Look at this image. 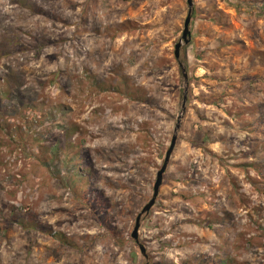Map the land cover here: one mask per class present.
Listing matches in <instances>:
<instances>
[{"label":"rangeland","instance_id":"374dc122","mask_svg":"<svg viewBox=\"0 0 264 264\" xmlns=\"http://www.w3.org/2000/svg\"><path fill=\"white\" fill-rule=\"evenodd\" d=\"M187 15L0 0V264H264V0Z\"/></svg>","mask_w":264,"mask_h":264},{"label":"water","instance_id":"95a60500","mask_svg":"<svg viewBox=\"0 0 264 264\" xmlns=\"http://www.w3.org/2000/svg\"><path fill=\"white\" fill-rule=\"evenodd\" d=\"M187 7H188V15H187V17L185 19V22H184L181 40L179 41V43H177L175 45L174 57H175L176 60H179V58H180V50L182 48V44L184 46H186V45H188L190 43V40H191V33H190V30H189V26H190V23H191V16H192V12H193V0H187ZM179 66L182 69L183 76H184V78L186 80L187 79V75L185 74V70L182 68L181 64ZM183 110H184V104H183ZM178 127L179 126L176 127V131L178 130ZM176 140H177V137H176V135H174L172 137V139H171V143H170L169 149L166 152L165 159L163 161L161 169L157 173L156 180H155V183L153 185L152 197H151L150 201L143 207L141 212L136 217L135 226H134L133 232L131 234V238L138 245L139 250H140L142 256L145 259L147 258L145 248L142 245L139 244V240H138V231H139V228H140L141 219H142L143 216L147 215L151 211V209L155 206L157 197L159 195V190H160V187H161L162 182H163V176H164V174H165V172L167 170L171 155H172V153L174 151Z\"/></svg>","mask_w":264,"mask_h":264}]
</instances>
